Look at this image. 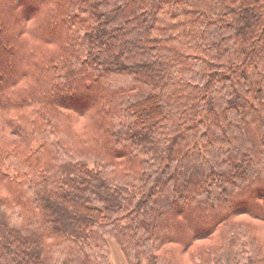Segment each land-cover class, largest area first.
I'll list each match as a JSON object with an SVG mask.
<instances>
[{"label":"trees","instance_id":"16d2710c","mask_svg":"<svg viewBox=\"0 0 264 264\" xmlns=\"http://www.w3.org/2000/svg\"><path fill=\"white\" fill-rule=\"evenodd\" d=\"M264 264V0H0V264Z\"/></svg>","mask_w":264,"mask_h":264},{"label":"rangeland","instance_id":"374dc122","mask_svg":"<svg viewBox=\"0 0 264 264\" xmlns=\"http://www.w3.org/2000/svg\"><path fill=\"white\" fill-rule=\"evenodd\" d=\"M110 246L112 250V257H113V263L114 264H127L124 255L119 248L118 244L114 240H110Z\"/></svg>","mask_w":264,"mask_h":264}]
</instances>
